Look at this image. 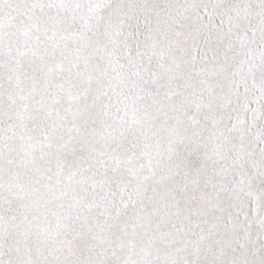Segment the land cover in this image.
Here are the masks:
<instances>
[{
	"label": "snow or ice",
	"instance_id": "obj_1",
	"mask_svg": "<svg viewBox=\"0 0 264 264\" xmlns=\"http://www.w3.org/2000/svg\"><path fill=\"white\" fill-rule=\"evenodd\" d=\"M0 264H264V0H0Z\"/></svg>",
	"mask_w": 264,
	"mask_h": 264
}]
</instances>
